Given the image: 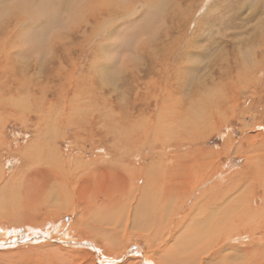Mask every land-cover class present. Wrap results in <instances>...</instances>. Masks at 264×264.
<instances>
[{
	"label": "rangeland",
	"instance_id": "rangeland-1",
	"mask_svg": "<svg viewBox=\"0 0 264 264\" xmlns=\"http://www.w3.org/2000/svg\"><path fill=\"white\" fill-rule=\"evenodd\" d=\"M97 1L99 0H8L0 4V11L3 13L8 14L11 9L24 10L23 17L26 15L29 21L23 25L22 32L28 36L31 32H27L26 27L32 25L33 31L37 32L36 36L39 35L36 39L31 37L29 40H24L25 34L24 38L20 37L21 40L16 39L18 36L14 37L16 46L26 41L37 49L30 47L29 53L24 51L11 56L12 61L7 67L9 69L1 72L4 77L1 79H5L9 93H22L20 97L13 98L16 93L10 97L11 93L3 91L6 101L0 104V130L8 135V141L12 144L10 152L4 150L3 143L0 146V165L10 157L11 160L6 162L11 166L8 170L10 174L20 173L24 169L23 165L30 163L29 159L26 163L22 162L24 155L20 156L21 149L30 146L37 150L36 155L39 154L40 149L36 143L40 138L43 140L44 135L37 136V132H53L51 137L58 140L63 138L53 144V147L61 151V157L64 158L68 155L69 147H72L71 141L68 143L64 140L68 137L67 133L76 129V132L102 133L103 135L98 134L96 137L103 136L100 145L103 148L111 135L105 132H145L137 124L141 123L146 114L155 113L154 118L149 120L152 123H147L150 125L147 132L190 131L200 132L202 136L203 132L211 130L213 133L210 132L208 139L200 144L204 149L221 148L224 136L230 135L236 143L243 133L264 134V0H204L203 4L202 0H168L160 4L157 10L152 7L153 0H117L120 2L117 12L113 9L105 12L106 9L104 11ZM124 5L123 9L121 6ZM171 25H176V28H171L170 33L168 27ZM193 36L194 46L192 45V53L188 59L190 61H187L185 45ZM236 39L239 41L236 42ZM246 53L250 55L247 56ZM186 62L190 67H185ZM35 70L34 76L31 75ZM253 92H256V98H253ZM207 98L220 100L222 109L219 106L215 118L217 121L209 113L210 109L205 111L203 108ZM250 99L256 100L255 103ZM205 116L210 118L205 122L212 123H208L207 128L203 126L204 122L202 125L196 122V119L202 120ZM25 132L26 135L23 136ZM160 139L155 145L164 146L169 152H176L174 139L168 145ZM31 141L34 142L32 146ZM243 148L250 147L244 143ZM78 151L73 149V155ZM221 161L222 169L228 173L248 169L242 154L234 149L229 158L223 157ZM236 178L238 177L235 176ZM73 220L72 213L65 214L56 220L58 224L54 227L52 224L44 232L34 235L35 237L31 235L29 239L16 234L15 240L13 238L10 244L0 246V249L48 242L72 250H93V242L79 240L74 235L71 227ZM127 245L122 256H119L120 253L119 257L114 256L110 261L103 255L95 261L92 256H87L84 260L81 258L72 263L91 264L94 261L95 264H124L141 256L146 250V243L133 237ZM40 250L30 254L26 262L30 260L32 264H37V260L43 261L41 254L44 252Z\"/></svg>",
	"mask_w": 264,
	"mask_h": 264
},
{
	"label": "bare ground",
	"instance_id": "bare-ground-1",
	"mask_svg": "<svg viewBox=\"0 0 264 264\" xmlns=\"http://www.w3.org/2000/svg\"><path fill=\"white\" fill-rule=\"evenodd\" d=\"M6 1L8 0H0V4ZM165 1L168 2V0H153L152 7L157 10ZM97 2L104 11L106 9L105 12L109 9L117 12L120 4L117 0ZM203 2L204 0L202 4ZM125 6L121 7L124 9ZM23 11L11 9L8 14L0 11V104L6 101V94L3 91L11 93L5 79H1L4 78L1 72L9 69L7 67L12 61L11 56L17 55L18 52L29 53L31 48H36L26 41L21 42L20 46L15 44V40L24 38L25 34L22 32V27L28 19L26 15L25 18L23 17ZM174 27L176 28V25H171L168 31L171 33V28ZM26 28L27 32L31 33H27L28 36L25 34L24 40L32 39L31 37L36 39L39 36L38 34L36 36L37 32L33 31L32 25ZM194 37H190L191 41H186L187 61H190L188 59L192 53ZM238 41L236 39V42ZM150 56L155 58L154 55ZM35 63L37 64V60ZM185 67H190L187 62ZM241 69L243 70L242 67ZM35 73L36 70L31 75L34 76ZM12 93L10 97L16 93L13 98L22 95L18 91ZM252 96L256 98V92ZM210 98L204 102L203 108L205 111L210 109L209 113L215 119L219 106L220 110L222 108L220 100ZM103 99L106 100L104 97ZM251 101L255 103L256 100ZM226 107L224 108L227 109ZM154 114H146L143 118L141 116L142 121L137 124L138 127L145 129V132H136L135 128V132H105L111 135L106 139L107 145L103 148L100 146L103 136L96 137L98 134L103 135L102 133L76 132L77 129L67 133L68 137L64 140L68 143L71 141L72 147L68 146L69 152L64 158L61 157V151L53 147V144L63 138L58 140L51 137L53 132H37V136L44 135V139L40 138L36 143L40 149L39 154L36 155L37 150L30 146L21 149L20 156L24 155V159L21 158L22 162L26 163L29 159L30 163L23 165L24 169L20 173H9L10 164L8 166L6 162L11 159L7 157L6 162L3 161L0 165V246L10 244L12 239L15 240L17 237L16 234H22L29 239L31 235L42 233L48 226L53 224L54 227L58 224L56 220L60 216L70 213L74 215L71 226L74 235L77 239L89 240L94 245L93 250L89 251L83 248L72 250L48 242L38 245L22 244L15 249H0V264H32L30 260L26 262V258L40 249L44 252L41 254L43 261L39 259L37 264H69L81 258L84 260L87 256H92V260L95 261L103 255L110 261L120 253L119 256H122L132 237L144 241L146 250L141 256L134 257L124 264H264V134L248 135L242 132V138L236 143L229 137L230 135L224 136L221 148L204 149L200 144L208 139L210 132L213 133L211 130L203 132L202 136L200 132L190 131L147 132L148 129L150 130V125L147 123H150L152 117L154 118ZM90 117L92 119V116ZM208 118L205 116L202 120L196 119V122L201 125L204 122L203 126L206 127L211 123L205 122ZM25 135L26 132L23 136ZM37 136L34 137L39 138ZM159 139L163 140L165 145L174 139L176 152H169L164 146L155 145ZM33 143L31 141V146ZM244 143L250 148H243ZM1 145L4 150H9L8 152L12 149L11 141H8V135L6 136L2 129L0 130ZM73 149L80 151L73 155ZM233 149L238 154H242L248 169L242 168L243 170L238 172L229 173L222 169V158H229ZM0 157H2L1 152ZM248 162L252 163L248 164ZM235 176L238 178L235 179ZM207 183L208 185H204ZM94 261L91 264H95Z\"/></svg>",
	"mask_w": 264,
	"mask_h": 264
}]
</instances>
